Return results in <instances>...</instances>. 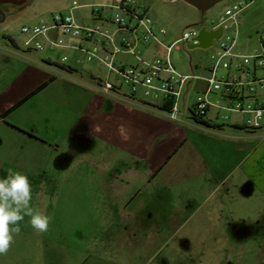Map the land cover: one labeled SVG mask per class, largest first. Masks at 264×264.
Here are the masks:
<instances>
[{
    "label": "crops",
    "instance_id": "crops-1",
    "mask_svg": "<svg viewBox=\"0 0 264 264\" xmlns=\"http://www.w3.org/2000/svg\"><path fill=\"white\" fill-rule=\"evenodd\" d=\"M72 7L67 14L82 9ZM241 15L239 41L253 40ZM158 48L138 47L146 61ZM121 55L117 62L139 64ZM45 59L0 60V178L9 169L26 174L31 206L51 217L40 233L25 216L0 264H264L263 130L243 128L239 115L216 123L218 112L172 120L160 101L99 91L95 67ZM192 71L183 104L195 81L198 95L206 89V77ZM184 147L179 180L167 166ZM179 184L193 192L190 201H176Z\"/></svg>",
    "mask_w": 264,
    "mask_h": 264
},
{
    "label": "built area",
    "instance_id": "built-area-1",
    "mask_svg": "<svg viewBox=\"0 0 264 264\" xmlns=\"http://www.w3.org/2000/svg\"><path fill=\"white\" fill-rule=\"evenodd\" d=\"M254 0L235 3L225 9L218 21L202 25L199 30L215 31L222 29L219 40L210 56L207 68L211 77L203 78L206 89L200 93L190 108L191 118L200 122L207 118L211 109L226 111L244 116L241 126L250 131H264V103L258 100L264 94V31L257 35L258 47L252 54L237 50L240 36L239 19L243 10ZM92 8L95 25H81L72 14L55 13L49 22L23 26L21 33L27 38L28 51H55L74 49L86 54V60H97L114 75L117 83L96 79V87L103 93L119 92L125 86L131 96L142 94L144 98L160 101L168 117L178 120L179 104L183 91L191 76L179 74L171 60L173 47L179 43L195 44L197 30L184 32L180 40L166 46L160 39L165 34L157 28L147 9L135 0H111L108 4H74L72 9ZM124 32V35H119ZM156 43L165 50V59L154 58L146 61L139 52L140 45ZM88 45H91L89 48ZM127 54L138 60V65H125L117 62L118 55ZM67 56L61 58L65 64ZM72 70L71 67L67 68ZM223 70L220 78L217 73ZM224 119H229L225 116Z\"/></svg>",
    "mask_w": 264,
    "mask_h": 264
},
{
    "label": "rangeland",
    "instance_id": "rangeland-1",
    "mask_svg": "<svg viewBox=\"0 0 264 264\" xmlns=\"http://www.w3.org/2000/svg\"><path fill=\"white\" fill-rule=\"evenodd\" d=\"M135 1L140 7L147 9L149 16L157 28H163L167 32L166 35L163 36L162 42L164 45L169 46L175 40L181 39L184 32H189L191 30L199 31L202 25H208L214 21H218L227 7L245 0H223L205 12L188 5L182 0H175L174 2L169 0ZM108 2H110V0H29L23 5H13L5 3V0H0V60H23V62H27L26 60H46L45 58H47V60L49 59L54 61L52 62L53 66L69 65L72 63L71 61L75 60L77 62H74V65L78 67L79 71L82 69V67H85V69L88 66L91 67V69H94L95 67V72L101 75L96 79H108L112 83L116 84V77L114 75L108 76L107 69L104 66L102 67V65L97 60L88 62L84 52L71 48L44 52L35 50L28 51L27 47L25 46V41L27 38L21 33L23 26H32L41 21L49 22L51 15L58 13L59 11L68 15L67 13L69 12H66V10L69 8V6L74 4L82 5L89 3L99 4ZM72 15L81 25L96 24V22L93 20L94 16L92 15L91 8L78 9L74 11ZM241 28L244 30V32H251L254 37L253 40L241 38L240 41L238 40L237 47H240L241 49L242 45L244 44L246 49L242 50V52L244 54H252L254 52V47H258V35L253 33L256 30L259 32L264 31V0H254L253 4H251L242 12ZM88 47L90 48L91 45H88ZM214 49L215 48H196L190 50L187 48V44L179 43L176 47H173L170 60L175 70L183 76L192 75V70H195V73L200 76L211 77V74L208 72L207 68L211 63L210 56ZM158 50L159 52L157 57L164 60L166 55L165 50L163 48H158ZM63 56H67L69 59V61H67L65 64L61 62V58ZM122 56L123 55L121 54L118 55V59H120ZM18 67L19 69L24 67V63H19ZM223 73V70H220L217 73V78H220ZM197 82L195 81L194 85L189 89L188 99L184 104L181 99L179 104V117H184V115H187L188 118H191L189 108H192L196 102L198 95L196 87ZM185 88L183 94L185 93ZM119 92L130 94V90L125 86L121 87ZM139 97H142L147 101L159 102L154 101L153 99L144 98L142 94H139ZM217 112V110L211 109L209 111V116L214 118V115ZM225 116H230V118L226 120L224 119ZM232 116L236 117L238 115L222 110L218 112L217 119H215L214 122L228 125L230 122L235 121ZM191 121L192 120H185V122ZM181 126L184 128L187 127L185 125ZM179 156H181L179 162L175 164L172 163V165H168L167 168L172 169L173 167V169H178L180 171L178 176L180 180L183 178L186 160L188 159L185 147L179 151ZM157 194L159 195L160 193ZM149 195L151 197L153 193L149 192ZM176 196V201L179 204L185 203L186 200L190 201V199L193 198V192L190 189H187L186 185L179 184ZM202 200L203 197L201 196L200 201ZM184 217L186 216L184 215ZM181 231V233H185L184 226L181 228Z\"/></svg>",
    "mask_w": 264,
    "mask_h": 264
},
{
    "label": "clouds",
    "instance_id": "clouds-1",
    "mask_svg": "<svg viewBox=\"0 0 264 264\" xmlns=\"http://www.w3.org/2000/svg\"><path fill=\"white\" fill-rule=\"evenodd\" d=\"M99 130V129H98ZM121 138L129 139L126 128L118 129ZM32 184L28 176L20 171L8 170L0 178V255H6L14 243V234L20 233V222L27 216L31 227L40 233L49 228L51 217L31 206Z\"/></svg>",
    "mask_w": 264,
    "mask_h": 264
},
{
    "label": "water",
    "instance_id": "water-1",
    "mask_svg": "<svg viewBox=\"0 0 264 264\" xmlns=\"http://www.w3.org/2000/svg\"><path fill=\"white\" fill-rule=\"evenodd\" d=\"M29 0H5V3L7 4H13V5H23ZM188 5L205 12L218 3H220L223 0H182ZM222 35V29L219 28L218 30L215 31H206L204 29H201L198 31L197 36L195 37V44H190L187 45L188 49H208L211 48L214 41H217L220 39Z\"/></svg>",
    "mask_w": 264,
    "mask_h": 264
},
{
    "label": "trees",
    "instance_id": "trees-1",
    "mask_svg": "<svg viewBox=\"0 0 264 264\" xmlns=\"http://www.w3.org/2000/svg\"><path fill=\"white\" fill-rule=\"evenodd\" d=\"M0 144H1V138H0Z\"/></svg>",
    "mask_w": 264,
    "mask_h": 264
}]
</instances>
